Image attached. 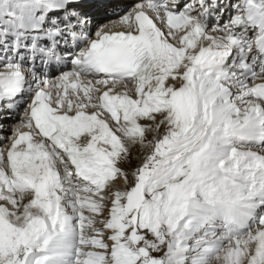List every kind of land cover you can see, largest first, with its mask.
Here are the masks:
<instances>
[{"label":"snow or ice","instance_id":"1","mask_svg":"<svg viewBox=\"0 0 264 264\" xmlns=\"http://www.w3.org/2000/svg\"><path fill=\"white\" fill-rule=\"evenodd\" d=\"M0 264H264V0H0Z\"/></svg>","mask_w":264,"mask_h":264}]
</instances>
